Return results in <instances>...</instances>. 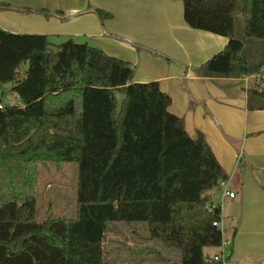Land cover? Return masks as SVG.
Here are the masks:
<instances>
[{
    "label": "trees",
    "instance_id": "1",
    "mask_svg": "<svg viewBox=\"0 0 264 264\" xmlns=\"http://www.w3.org/2000/svg\"><path fill=\"white\" fill-rule=\"evenodd\" d=\"M183 2L189 26L230 38L202 74L261 71L264 0ZM134 71L89 43L0 28V86L14 84L23 104L0 110V264H107L114 223L145 224L148 240L180 252L178 264H223L205 251L223 245L208 193L229 176L204 135L192 138L170 112L171 97L157 82H134ZM115 91L126 96L121 112ZM248 105L264 109V90H250ZM48 162L79 164L74 218L37 219L38 165Z\"/></svg>",
    "mask_w": 264,
    "mask_h": 264
},
{
    "label": "crops",
    "instance_id": "2",
    "mask_svg": "<svg viewBox=\"0 0 264 264\" xmlns=\"http://www.w3.org/2000/svg\"><path fill=\"white\" fill-rule=\"evenodd\" d=\"M0 4L11 5L0 8V28L5 31L47 35L57 43L67 39L89 43L128 62L135 70L134 82H157L171 97L170 112L184 119L189 135H204L229 176L227 189L235 193L226 195L221 185L208 193L211 204L220 208L228 248H207L206 253L224 256L226 264H264V109L249 108L242 77L200 71L227 47L229 37L189 26L183 0H0ZM96 9L112 16L101 20ZM236 18V35H242L243 16ZM12 88L11 94H16ZM4 89L0 86V91ZM9 105L23 106L21 101Z\"/></svg>",
    "mask_w": 264,
    "mask_h": 264
},
{
    "label": "rangeland",
    "instance_id": "3",
    "mask_svg": "<svg viewBox=\"0 0 264 264\" xmlns=\"http://www.w3.org/2000/svg\"><path fill=\"white\" fill-rule=\"evenodd\" d=\"M252 55V53H250ZM28 65L21 67L25 73ZM244 83V82H243ZM14 84H5L0 91V102L7 106L20 101L17 94H11ZM79 164L67 162L40 163L37 174V219L42 222L53 218H74L77 214ZM218 192V190H217ZM146 225L137 223L127 226L111 224L104 242L107 264H178L180 252L167 249L157 241L148 240ZM223 246L228 248L227 243Z\"/></svg>",
    "mask_w": 264,
    "mask_h": 264
},
{
    "label": "built area",
    "instance_id": "4",
    "mask_svg": "<svg viewBox=\"0 0 264 264\" xmlns=\"http://www.w3.org/2000/svg\"><path fill=\"white\" fill-rule=\"evenodd\" d=\"M242 80L244 82V88L247 93L252 89L263 91L264 90V67L258 73L243 76ZM4 108L5 106L0 103V110ZM220 185L225 188L226 195H229L230 197L235 196L234 192H231L227 189V181H222ZM215 225L220 226V223L216 222ZM213 260L222 261L223 264H226V258L221 255L214 256Z\"/></svg>",
    "mask_w": 264,
    "mask_h": 264
},
{
    "label": "water",
    "instance_id": "5",
    "mask_svg": "<svg viewBox=\"0 0 264 264\" xmlns=\"http://www.w3.org/2000/svg\"><path fill=\"white\" fill-rule=\"evenodd\" d=\"M115 97L117 99V109L119 112H121L122 107H123V103L126 100V96L119 91H115ZM209 200H211V196H209Z\"/></svg>",
    "mask_w": 264,
    "mask_h": 264
}]
</instances>
